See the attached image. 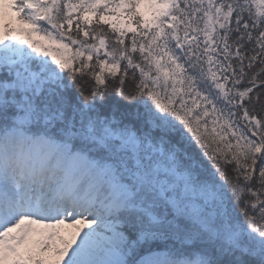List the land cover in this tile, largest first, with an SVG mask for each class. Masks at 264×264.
<instances>
[{
    "label": "snow or ice",
    "instance_id": "snow-or-ice-1",
    "mask_svg": "<svg viewBox=\"0 0 264 264\" xmlns=\"http://www.w3.org/2000/svg\"><path fill=\"white\" fill-rule=\"evenodd\" d=\"M0 5V264H264V0Z\"/></svg>",
    "mask_w": 264,
    "mask_h": 264
},
{
    "label": "rangeland",
    "instance_id": "rangeland-1",
    "mask_svg": "<svg viewBox=\"0 0 264 264\" xmlns=\"http://www.w3.org/2000/svg\"><path fill=\"white\" fill-rule=\"evenodd\" d=\"M5 23H10L13 26H16L18 24V21L16 20V13L7 6H5L0 11V26H2Z\"/></svg>",
    "mask_w": 264,
    "mask_h": 264
},
{
    "label": "bare ground",
    "instance_id": "bare-ground-1",
    "mask_svg": "<svg viewBox=\"0 0 264 264\" xmlns=\"http://www.w3.org/2000/svg\"><path fill=\"white\" fill-rule=\"evenodd\" d=\"M6 5H0V11L5 7Z\"/></svg>",
    "mask_w": 264,
    "mask_h": 264
}]
</instances>
